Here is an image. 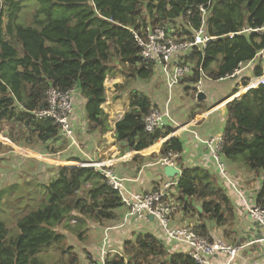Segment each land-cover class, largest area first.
I'll return each instance as SVG.
<instances>
[{
	"label": "trees",
	"instance_id": "trees-1",
	"mask_svg": "<svg viewBox=\"0 0 264 264\" xmlns=\"http://www.w3.org/2000/svg\"><path fill=\"white\" fill-rule=\"evenodd\" d=\"M37 2L32 22L21 24L22 0H0V121L18 128L16 135L11 132L8 136L19 144L23 141L53 145L54 140L61 138L59 126L51 119H36L31 114V111L46 106L45 92L49 87L75 88L85 98L84 110L90 129H107L106 116L100 105L105 99L103 82L109 74V58L117 55L120 61L137 66L133 70L141 78H147L153 72V63L141 60L131 29L140 31L147 24L165 25L168 20L178 17L184 24L187 21L192 29L198 28L201 13L197 7L204 5L207 8L206 31L217 38L210 41L202 53L194 52L191 60L196 64L201 62L211 79L226 76L240 63H250L262 49L264 53V35L245 32L231 38L227 36L243 27L264 24V0ZM181 29L177 40L187 39L190 35L189 28L181 26ZM260 63L259 57L252 77L262 74ZM198 77L193 68L187 81L194 83ZM252 79L250 84H256L257 78ZM247 80L244 77L240 84L245 86ZM244 88L241 87L238 94L244 92ZM236 90L237 85L232 93ZM151 105L146 96L131 93L129 109L115 123L116 139L125 142L131 150H142L172 131L166 126L153 132L145 131L143 117L151 110ZM225 110L220 155L230 161L242 162L258 174V170H264V82L228 101ZM181 149V141L172 137L163 143L159 153L161 156L170 150L179 153ZM55 151L45 153L53 155ZM40 184L41 205L17 219L14 234L0 217V264H44L37 254L50 245L60 250L59 244L66 240L59 228L81 237V228L87 219H113V210L122 205L118 191L91 166L59 165L55 175ZM176 188L182 196L204 199L202 212L216 216L222 224H225L226 216L232 214L225 191L203 168L182 169ZM255 203H264V177ZM62 223L63 227H60ZM124 250L126 258L114 255L105 259L104 264H143L149 257L167 258L166 247L149 233L139 234L133 243L126 242ZM74 255L70 264H77ZM166 263L196 264L182 253L169 255Z\"/></svg>",
	"mask_w": 264,
	"mask_h": 264
},
{
	"label": "crops",
	"instance_id": "crops-1",
	"mask_svg": "<svg viewBox=\"0 0 264 264\" xmlns=\"http://www.w3.org/2000/svg\"><path fill=\"white\" fill-rule=\"evenodd\" d=\"M173 20L178 21L181 18L178 17ZM173 20H168L167 25L170 28L168 30L177 39V35L182 32V29L181 26H175L176 29H171L170 25ZM182 27L191 28L187 21L186 24L182 22ZM258 57H261V60L264 58L257 53L255 59L250 61L248 65L255 64ZM115 58L120 64H113L112 60ZM107 65L109 74L106 75L103 82L105 99L100 105L106 116L107 129L101 130L100 127L90 129L84 110L85 98L77 91L71 119L75 143L71 144L69 140L64 138L54 140L55 155L49 157V161H44L50 168L46 172L47 176L52 178L55 175V168L51 170L53 168L51 161L61 165L77 166L76 163L88 161L87 158H89L90 160L101 161L103 164H111V168L125 178V184L132 192L150 191L163 181L177 177L164 175L159 152L166 140L172 137L178 138L182 143V149L175 161L176 168L180 170V173L182 169L187 167H200L207 171L215 184L225 191L232 205V214L227 215L226 219L229 218V220L222 224L218 222L216 216L202 212L201 207L204 199H197L195 196H182L176 187H172L169 192L179 207L170 216V226H188L195 228L200 233L203 230L204 234H201L210 239L219 238L237 246V253L230 264H264V240H259L263 238L264 229L248 215L242 200L229 188L226 179L223 180V176L218 175L217 171L220 172V167L202 142L208 137L222 134L226 118L225 104L233 98L239 97L240 88L245 87L240 84L239 77L241 75L217 80H213L209 76V79L202 81V87L204 86L205 90L202 88L201 93L205 97L194 99L195 87L193 83H190L189 80L185 83L180 82L168 90L165 76L158 66L153 65L152 74L147 78H141L133 70L137 66L120 61L117 55L111 56ZM122 65L125 66L126 70L122 69ZM120 70L130 75L128 77L133 76L131 78L133 81L124 84L127 77ZM191 75L192 73L186 77ZM236 85L237 90L232 93ZM162 88L163 91L159 93L158 91ZM244 89L245 92L246 88ZM134 92L146 96L152 104V108L167 106L170 119L165 121L164 126L172 129L166 137L158 138L150 146L138 151L129 149L125 142L115 137V123L129 109L130 96ZM23 151L31 153L27 150ZM34 154L32 153V155ZM223 158L224 161L219 157L222 170L226 171L227 177L239 187L247 203L254 205L255 196L264 174L263 176H260L261 174L256 176L257 173L249 170L244 163L230 161L224 156ZM175 195L178 199L174 198ZM214 202H217L216 199ZM113 212V219L102 221L87 219L85 226L81 228V237L69 230L59 229L64 234L67 245L72 247L70 251L77 256V264H100V252L103 249L107 251L105 259L114 255L126 258L125 243L130 240L135 241L138 235L143 233L152 234L163 243L166 247L167 258L175 253H184L181 245L172 244V241L165 237L157 221L149 217L146 220H140L133 216H126V209L123 205L116 207ZM43 249L45 252H50L53 248L47 246ZM55 256L52 254L47 257L55 262ZM159 257L155 258L153 264H159V262L168 264L166 263V256H161L163 258L161 261H159ZM213 262L214 264H224L225 256L219 254L214 257ZM48 264L52 263L48 262ZM58 264L70 263L61 260Z\"/></svg>",
	"mask_w": 264,
	"mask_h": 264
},
{
	"label": "built area",
	"instance_id": "built-area-1",
	"mask_svg": "<svg viewBox=\"0 0 264 264\" xmlns=\"http://www.w3.org/2000/svg\"><path fill=\"white\" fill-rule=\"evenodd\" d=\"M197 8L201 13V23L198 28H189L191 32L187 39H175L164 24L154 26L147 24L140 31L131 29V33L140 49L139 55L141 60L143 62H151L161 69V72L165 76V83L168 90L179 84L182 78L190 75L193 72V68L196 69L199 77L193 83L195 87L193 93L194 99H197L198 94L202 91V81L209 79V77L202 68V63L199 62L196 64L194 60H191V57L194 52L202 53L206 45L217 38L216 36L209 35L206 31V6L199 5ZM245 32L264 35V24L257 27H243L237 32L228 33L227 36L231 38L234 34ZM258 54L263 56V49ZM248 63H240L231 73L221 78L238 76L248 66ZM252 78H257L256 84H250L251 80H253ZM252 78L245 85L246 89L257 87L263 83L264 73L259 76H253ZM76 91L75 88L59 90L54 87H49L45 92L46 106L31 111V114L36 119H51L59 126V137L69 140L71 144L75 143L73 135L74 128L71 119L75 106ZM169 119L170 116L167 106L164 108H151L143 117V126L145 131L153 132L157 128L164 127L165 121ZM202 142L220 167V172L226 179L229 188L242 200L244 209H246L248 215L264 229V203L261 205L256 203L254 205L248 204L239 187L227 177L226 171L222 170L221 160L219 159L223 143L222 134L208 137L202 140ZM178 156L179 153L170 150L161 156L160 163L162 165L176 167L175 161ZM87 159L88 161L79 162L76 165L91 166L103 175L107 184L118 191L121 204L126 209V216H133L140 220H146L147 217L152 216V219L157 221L165 237L171 240L172 244L177 246L181 245L183 254L193 259L196 264H214V257H217L219 254L225 256L224 264H230L232 262L238 250L237 246L219 238L210 239L192 227L170 226V216L178 210L179 206L171 196L169 189L176 187L178 176L163 181L153 190L135 193L126 186L125 178L118 175L111 168V164H103L101 161ZM259 240H264V235ZM106 254L107 251L104 249L101 250L100 264H104Z\"/></svg>",
	"mask_w": 264,
	"mask_h": 264
},
{
	"label": "rangeland",
	"instance_id": "rangeland-1",
	"mask_svg": "<svg viewBox=\"0 0 264 264\" xmlns=\"http://www.w3.org/2000/svg\"><path fill=\"white\" fill-rule=\"evenodd\" d=\"M22 2L23 8L20 12L19 22L21 24H30L33 19L32 16L34 10L38 6V2L37 0H22ZM182 22V20L171 21V29H176L175 26H182ZM165 26L167 27V29H170L167 24H165ZM257 61H259V57L258 60H256L255 64H249L241 71V76L239 77L240 82L243 81L244 77H247L248 80L252 78L253 69ZM112 62L115 65L120 64L118 61H116V58L112 60ZM260 65L263 70V74L264 64L260 63ZM122 69L126 70L124 65H122ZM121 72L125 77H127L124 81V84L133 81L131 80L133 76L128 77L130 75H127L123 71ZM188 78L189 77H184L180 80V82H182V80H184V82L182 83L188 82ZM202 88L205 90L204 86ZM248 89L249 88H247L246 90ZM162 91L163 88L158 92L161 93ZM242 93L243 92H241V94ZM189 100L191 101L192 99ZM11 132L16 135L18 133V128H14V126L12 127L10 123L6 121H0V217L4 220L9 231L14 234L16 232L15 223L17 219L23 216L29 210L39 207L42 203L43 194L41 193L42 190H40L38 186L41 185L40 183H45L50 179V176H47L48 174H46V172L49 171L50 168L47 166L48 164H45L44 161H49V157L55 155V153H53V155H46L47 153H52L51 151L52 149H54L55 144L52 145L48 142L45 144H42L40 142L34 144H26L23 141H21L19 144L17 141L15 142L11 140V138L8 136V134H10ZM6 147L9 149H7ZM23 150H27L33 154H36L32 155L31 153H26ZM46 158H48V160H46ZM220 159L224 161L223 156H220ZM51 162L53 163V168H51V170H54V168H57L59 165H61L60 163H56L53 161ZM217 173L219 176L222 175V173L219 171H217ZM258 174H261L260 176H263L264 170H258ZM258 174L256 176H258ZM222 179L224 180V176L222 177ZM174 198L178 199L176 195L174 196ZM226 220H229V218H227ZM60 225V227H63V223ZM73 225L75 224H72V226ZM57 227L55 228L56 230ZM129 242L133 243L135 241L130 240ZM59 245L60 250L58 249V247L54 248L53 245H50V248H53L52 250H50V252H45L44 249L41 250L37 254L39 259L46 264H48V262L52 264H58L59 262H61V260L64 262H68L74 255L70 251L72 247L70 245H67V242L65 240H63V242ZM52 254L56 255L55 262L50 257H47L51 256ZM74 257L76 261V256L74 255ZM162 259V257H159V261H161ZM155 260V258L149 257L144 260L143 264H153ZM159 264L162 263L159 262Z\"/></svg>",
	"mask_w": 264,
	"mask_h": 264
},
{
	"label": "water",
	"instance_id": "water-1",
	"mask_svg": "<svg viewBox=\"0 0 264 264\" xmlns=\"http://www.w3.org/2000/svg\"><path fill=\"white\" fill-rule=\"evenodd\" d=\"M204 97L205 95L200 92L198 98L203 99ZM162 171L167 177L179 176L180 174V170L172 165H163ZM149 218L152 219V216H149Z\"/></svg>",
	"mask_w": 264,
	"mask_h": 264
},
{
	"label": "bare ground",
	"instance_id": "bare-ground-1",
	"mask_svg": "<svg viewBox=\"0 0 264 264\" xmlns=\"http://www.w3.org/2000/svg\"><path fill=\"white\" fill-rule=\"evenodd\" d=\"M32 154V153H31Z\"/></svg>",
	"mask_w": 264,
	"mask_h": 264
}]
</instances>
